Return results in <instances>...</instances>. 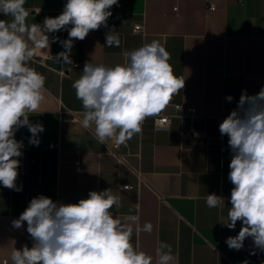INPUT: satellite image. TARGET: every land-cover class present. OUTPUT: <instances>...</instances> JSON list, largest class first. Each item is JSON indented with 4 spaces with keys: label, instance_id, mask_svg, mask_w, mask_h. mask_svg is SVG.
I'll return each instance as SVG.
<instances>
[{
    "label": "crops",
    "instance_id": "obj_1",
    "mask_svg": "<svg viewBox=\"0 0 264 264\" xmlns=\"http://www.w3.org/2000/svg\"><path fill=\"white\" fill-rule=\"evenodd\" d=\"M65 3L26 0L27 22L42 24L46 16H58ZM110 10L107 27L75 41L72 64L57 63L39 50L30 62L46 77L47 92L40 112L29 119L45 131L39 146L29 145L27 127L16 133L24 143L17 179L22 191L0 185V264H11L13 248L32 245L26 222L15 229L12 221L33 197L77 203L89 191L108 188L121 198L120 208L112 211L122 221L135 215L141 227L151 223V233L134 234L132 242L153 256V264L161 241L171 245L177 264H262L264 252L251 254V238L240 251L228 248L226 238L237 235L241 223L235 230L222 225L230 205L208 208L205 198L215 193L227 203L233 187L228 137L220 135L217 117L236 108L242 90L252 95L264 87V0H118ZM0 19L5 17L0 14ZM142 22L146 33H135L134 25ZM112 29L119 47L105 46ZM51 35L67 39L64 30ZM153 40L170 53L175 75L185 79L183 90L161 113L172 115L170 130H155L152 117L126 145L100 144L93 130L81 127L83 108L73 82L86 61L122 64L124 51ZM63 50L59 43L51 45L53 56ZM176 105L184 106L183 114L175 113ZM187 108L197 110L200 137L182 130L189 122ZM129 184L131 190L121 188Z\"/></svg>",
    "mask_w": 264,
    "mask_h": 264
},
{
    "label": "clouds",
    "instance_id": "obj_2",
    "mask_svg": "<svg viewBox=\"0 0 264 264\" xmlns=\"http://www.w3.org/2000/svg\"><path fill=\"white\" fill-rule=\"evenodd\" d=\"M26 0H0V185L22 191L17 185L23 156V140L16 133L24 127L30 132L29 145L39 146L42 123H33L45 100L46 77L30 66L37 50L60 64H72L75 41H83L91 31L107 27L110 10L118 0H66L56 17L46 16L29 24ZM67 31V39L51 35ZM106 34L107 47H119L120 40ZM59 43L63 51L51 55V45ZM125 62L108 66L86 61L72 88L81 101V127L93 130L100 144L126 145L141 134L148 118L157 117L185 86L170 63V53L158 41L124 51ZM228 102L233 97H225ZM220 135L228 137L231 152L228 180L230 199L215 193L205 198L208 208L229 210L222 225L237 235L226 238L230 250L240 251L251 238L254 250L264 252V87L249 95L242 90L235 109L219 124ZM198 135V134H197ZM124 191L131 185L121 186ZM121 198L111 188L89 191L77 203L54 201L43 194L33 197L25 210L12 221L15 229L27 224L32 245L13 248L11 264H153V256L134 244L133 235L151 233V223L142 227L135 215L125 220L112 209H119ZM137 208L139 205L137 204ZM155 264H177L171 245L159 242ZM248 264V261H243ZM264 264V262H262Z\"/></svg>",
    "mask_w": 264,
    "mask_h": 264
},
{
    "label": "built area",
    "instance_id": "obj_3",
    "mask_svg": "<svg viewBox=\"0 0 264 264\" xmlns=\"http://www.w3.org/2000/svg\"><path fill=\"white\" fill-rule=\"evenodd\" d=\"M133 31L139 34H145L146 28H145L144 23L142 22V23L135 24L133 27ZM74 66H77V65H74ZM184 109L185 108L183 105H176L174 107L175 113H178V114H183ZM186 112H187L186 117L189 118V122L184 123L182 125V130L184 132L191 133L192 135L196 137L198 136L200 137L202 134L198 130V127L196 126V122H195V119L197 116V110L195 108H187ZM229 113H230V110H227V109L224 110V112L217 117V122L220 124ZM171 118H172V115H166V114H160L159 116L154 117L155 130L169 131L171 127ZM131 188H133V186H131Z\"/></svg>",
    "mask_w": 264,
    "mask_h": 264
}]
</instances>
